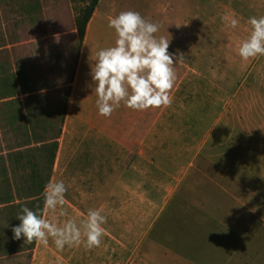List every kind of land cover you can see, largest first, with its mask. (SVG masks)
Instances as JSON below:
<instances>
[{
    "label": "rangeland",
    "instance_id": "374dc122",
    "mask_svg": "<svg viewBox=\"0 0 264 264\" xmlns=\"http://www.w3.org/2000/svg\"><path fill=\"white\" fill-rule=\"evenodd\" d=\"M92 1L0 0V264H30L35 247H46L35 242L24 243L23 237L14 239L12 229L20 224L17 215L22 207L33 211L43 208L41 199H44V183L49 173V181L62 180L68 186L65 198L75 204L74 208L65 205L70 217L84 218L82 215L88 210L86 199L93 195L98 200L99 194L110 192L111 235L100 245L110 247V252L96 253L95 264H156L162 256L157 247L167 245L169 226L171 246H182L183 204H172V209H176L174 218H170L173 224L167 221L152 234V222L168 201L176 198L185 203L196 194H190L194 190L181 189V186L176 189L177 181L167 182V176L152 172L150 160L142 159V174H136L135 163L137 161L138 166L140 159H127L130 164L126 177L128 220L126 236L121 238L118 229L122 228V223L113 216L119 209L118 189L103 192L89 186L92 181L118 183L116 158L109 159L108 175L100 169L91 180L84 172L85 167L79 172L77 168L71 169L66 160L69 154L63 150L70 128L64 125L59 140L60 157L58 160L59 152L56 153L57 160L50 172L48 149L52 139L61 133L68 93L66 84L72 77L70 61L76 56L72 54V33L76 17ZM143 1L128 0L129 7L151 21L147 13L150 7ZM177 1L186 9L179 19L184 22V28L173 31L175 52L190 57L192 82L196 84L192 88V102L197 101L200 90L212 119L217 121L214 140L209 141L207 147L213 149L226 142L223 148L230 150L238 137L243 151L240 159L248 155L244 145L248 144L249 149L255 145V163L261 165L264 158V57L244 61L238 55V47L249 34L248 18L264 16V0ZM225 16L238 18V27H228ZM105 33L107 47L114 45V29L107 25ZM195 76L200 81L194 80ZM7 92L14 95L4 99ZM194 92H197L195 96ZM248 136L250 142L246 140ZM212 160L217 163L218 159ZM139 182L143 188L135 190V183ZM139 198H142L141 206H138ZM135 211L142 214V220H130ZM57 219L63 222L67 218ZM47 246H55L51 238ZM78 256V264H81L93 254L79 253Z\"/></svg>",
    "mask_w": 264,
    "mask_h": 264
},
{
    "label": "crops",
    "instance_id": "0c3cea01",
    "mask_svg": "<svg viewBox=\"0 0 264 264\" xmlns=\"http://www.w3.org/2000/svg\"><path fill=\"white\" fill-rule=\"evenodd\" d=\"M143 2L150 7L147 13L151 22L159 25L156 35L170 39L168 51L174 55L176 63L180 54L175 52L173 31L184 28V22L179 19L185 13V5L177 0ZM127 10H132L128 0H99L81 44L75 25L72 54L76 56L70 61L72 77L66 84L68 93L64 100L61 133L52 139V143H58V160L64 125L70 128L63 150L69 154L66 160L71 169L77 168L79 172L85 167L84 172L91 180L100 169L108 175L109 159H117L114 167L119 181L116 185L109 180L106 184L92 181L89 186L103 192L118 189L119 209L113 216L122 223V228L119 226L118 229L120 238L126 236L127 231L128 158L140 159L138 166L137 161L135 163L136 174H142V159H148L153 165L152 172L167 176V182H178L176 189L181 186V189L194 190L190 194H196L195 197L188 198L186 205L173 198L157 212L151 226L152 234L167 221L173 224L174 220L170 218H174L176 212L172 209L174 202L176 206L183 204L182 246H171L169 226L167 245L157 247L162 256L156 264H264V158L261 165H256V147L253 145L249 149L247 144L244 146L248 155L241 160L239 154L243 151L238 137L230 150H224L226 142L213 149L207 147L208 142L214 140L217 121L212 119L205 95L201 97L200 90L197 101L192 102V88L196 84L192 82L189 55L181 54L183 62L175 65L176 81L171 90L173 102L170 107L137 111L122 104L110 117L99 115L91 65L96 52L107 47L105 30L109 18ZM197 78L200 81L196 76L194 80ZM193 94L195 96L197 92ZM246 138L250 142L251 137ZM212 159H218L217 163ZM142 188V183H135V190ZM65 199L66 204L75 207L73 200ZM135 201L137 204V198ZM86 204L88 210L100 209L106 216L107 222L102 225L105 233L101 239H108L112 220L110 192L99 194L98 200L92 195L86 199ZM141 205L142 198H139L138 206ZM132 216L134 218L130 220L143 219L136 211ZM75 218L78 222L81 219ZM34 251L30 264H78L79 253L93 254L81 264H95V254L109 253L110 247L103 245L88 249L85 245H78L58 250L55 246H37Z\"/></svg>",
    "mask_w": 264,
    "mask_h": 264
},
{
    "label": "clouds",
    "instance_id": "9594fccd",
    "mask_svg": "<svg viewBox=\"0 0 264 264\" xmlns=\"http://www.w3.org/2000/svg\"><path fill=\"white\" fill-rule=\"evenodd\" d=\"M223 19L232 29L240 23L235 16ZM247 23L249 34L238 47V55L244 61L264 57V16L249 17ZM108 27L114 29V45L96 52L90 71L99 115L110 117L122 104L137 111L170 107L175 65L183 62V55L174 63V55L168 51L170 39L157 36L159 25L139 12L121 11L109 18ZM67 190L62 180L49 181L44 188L43 208L33 211L22 207L17 215L20 224L12 229L13 238L23 237L24 243L45 246L51 238L58 250L81 243L88 249L100 247L106 216L100 209H89L79 222L70 217L65 207ZM57 217L67 219L60 222Z\"/></svg>",
    "mask_w": 264,
    "mask_h": 264
},
{
    "label": "trees",
    "instance_id": "16d2710c",
    "mask_svg": "<svg viewBox=\"0 0 264 264\" xmlns=\"http://www.w3.org/2000/svg\"><path fill=\"white\" fill-rule=\"evenodd\" d=\"M99 0H93L91 3L88 4L87 7H85L81 14L78 15V17H76V28H77V32L79 35V42L80 44L83 42L85 34H86V30H87V26L88 23L90 21V19L92 18V15L96 9V6L98 5ZM9 95H14V93H9L7 92V94L5 95L4 99L8 98ZM12 97V96H11ZM51 148L48 149L50 154H51V169L50 172H52V165L54 164L55 161V157H56V152H57V148H58V143L54 142L52 143V145L50 146ZM50 179V173L49 175L46 176L45 178V183L43 181H41V184H47L48 181ZM43 186L41 187V189H39L42 191L43 190ZM32 190H36V189H32ZM42 201H44V199H41Z\"/></svg>",
    "mask_w": 264,
    "mask_h": 264
}]
</instances>
